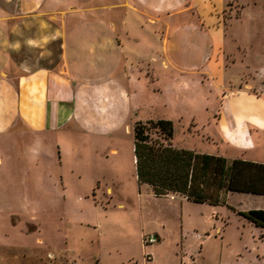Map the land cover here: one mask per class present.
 I'll return each mask as SVG.
<instances>
[{
	"label": "rangeland",
	"instance_id": "rangeland-1",
	"mask_svg": "<svg viewBox=\"0 0 264 264\" xmlns=\"http://www.w3.org/2000/svg\"><path fill=\"white\" fill-rule=\"evenodd\" d=\"M208 1L210 72L169 66L159 68L158 81L143 76L139 111L127 126L76 137L60 131V158L46 135L42 142L29 132L0 138V264H141L142 257L147 264H264V238L228 203L155 197L134 174V118L171 121L174 147L264 161L262 148L230 142L227 127L234 121L221 111L224 99L264 100V0ZM86 71L100 75L105 68ZM156 84L159 91H152ZM235 126L232 135L240 134ZM250 198L235 192L230 202L246 209ZM218 226L225 234H217ZM141 229H157L159 241L144 242L153 234L140 237Z\"/></svg>",
	"mask_w": 264,
	"mask_h": 264
},
{
	"label": "crops",
	"instance_id": "crops-1",
	"mask_svg": "<svg viewBox=\"0 0 264 264\" xmlns=\"http://www.w3.org/2000/svg\"><path fill=\"white\" fill-rule=\"evenodd\" d=\"M208 2L0 0V138L29 132L42 142L46 135L60 158V131L76 137L80 131L98 133L127 126L130 115L139 111L143 76L158 81L159 68L169 66L183 72L199 68L210 72L206 63L214 32L205 21ZM93 65H104L105 72L86 71ZM160 87L156 84L151 90ZM242 96L237 102L224 99L221 105L223 115L234 121L226 135L236 147L264 150V100ZM235 125L238 135L231 133ZM233 193L225 196L230 208L264 210V195L245 193L252 198L244 209L241 203L230 202ZM249 223L263 239L264 228ZM215 230L225 234L222 227ZM143 234L160 239L157 229H141L140 237ZM147 262L140 259L141 264Z\"/></svg>",
	"mask_w": 264,
	"mask_h": 264
},
{
	"label": "trees",
	"instance_id": "trees-1",
	"mask_svg": "<svg viewBox=\"0 0 264 264\" xmlns=\"http://www.w3.org/2000/svg\"><path fill=\"white\" fill-rule=\"evenodd\" d=\"M152 130L155 136L152 135ZM171 121L138 120L132 129L134 174L155 197L174 193L195 203L224 204L221 194L264 195V163L174 147ZM249 222L264 228V210L238 211ZM157 237V236H156ZM158 238V237H157Z\"/></svg>",
	"mask_w": 264,
	"mask_h": 264
},
{
	"label": "built area",
	"instance_id": "built-area-1",
	"mask_svg": "<svg viewBox=\"0 0 264 264\" xmlns=\"http://www.w3.org/2000/svg\"><path fill=\"white\" fill-rule=\"evenodd\" d=\"M157 239L155 235H149L146 237H143L144 242L147 241L148 243H152ZM69 264H75V263H69Z\"/></svg>",
	"mask_w": 264,
	"mask_h": 264
}]
</instances>
